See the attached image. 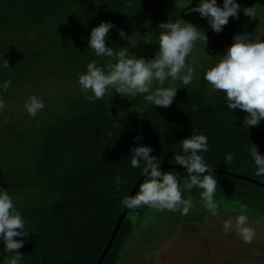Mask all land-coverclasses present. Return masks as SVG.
<instances>
[{
  "label": "trees",
  "instance_id": "16d2710c",
  "mask_svg": "<svg viewBox=\"0 0 264 264\" xmlns=\"http://www.w3.org/2000/svg\"><path fill=\"white\" fill-rule=\"evenodd\" d=\"M185 1L130 0L129 8V0H0V65L4 59L10 65L0 67V84L12 81L0 97L5 105L15 104L35 82L48 88L58 82L79 87L78 74L92 60L98 66L115 62L88 48L91 29L101 22L114 25L109 47L131 51L133 42L149 54L146 59L154 58L158 25L180 19ZM214 59L200 68L195 86L184 88L177 82L180 88L166 109L147 103L143 95L123 97L114 90L103 100L88 101L79 88L76 95H65L60 106L49 100L35 118L26 111L0 113V125L5 117L9 121L0 126V188L14 197L30 232L15 238L25 241L18 250L22 264H96L125 208L122 199L143 176V161L140 168L131 167V149L151 147L160 170L172 171L182 183L186 168L176 165L173 156L182 154L180 141L193 133L208 137L209 151L201 155L215 167L216 199L229 206L224 211L239 213L231 212L239 202L248 205L249 216L264 215V186L239 175L264 182L255 176L249 154L253 144L264 155V125L246 128L247 113L231 111L225 93L210 90L204 73ZM226 154H234L233 163H226ZM117 175L127 183L118 187ZM188 195L201 202L196 188L184 193ZM149 210H127L101 264H116L127 239L136 234L129 212ZM11 255L0 239V264Z\"/></svg>",
  "mask_w": 264,
  "mask_h": 264
},
{
  "label": "clouds",
  "instance_id": "9594fccd",
  "mask_svg": "<svg viewBox=\"0 0 264 264\" xmlns=\"http://www.w3.org/2000/svg\"><path fill=\"white\" fill-rule=\"evenodd\" d=\"M190 2L184 6L186 8ZM131 8L132 4L126 5ZM240 4L235 0H223V7L217 5L216 0H200L196 7L190 8L186 14L199 13L206 18L211 29L219 33L229 23V18H239ZM244 15L250 19L257 18L255 6L245 7ZM114 27L111 22H101L93 27L88 39V48L96 56L115 58L103 66H98L96 60L87 64V70L78 74V84L81 93L88 101L103 100L106 95L116 94L123 97L143 95L144 100L161 108H168L174 102L177 89L181 82L186 88L195 79V61L190 64L188 57L193 52L197 42L202 41L207 46L208 37L204 31L194 24L181 19L175 22L167 21L158 25V51L154 58H137L127 47L113 49L106 43L109 31ZM121 38L130 40L123 30H118ZM264 21L259 22L252 32L237 33L232 37V44L227 48L218 62L209 67L204 73V80L215 91L225 93L227 107L232 111L240 109L247 113L244 126L256 127L264 119ZM149 43L148 41H143ZM136 45V44H135ZM133 45V47L135 46ZM206 54V53H205ZM207 55V54H206ZM3 68H10L4 59ZM12 81L5 80L0 84V90L7 93ZM167 83V87L165 84ZM5 101L0 97V113L5 110ZM27 114L33 118L45 108L42 99L30 95L24 103ZM5 117L2 125H7ZM0 125V126H2ZM119 126L113 124V127ZM107 135L111 137L112 133ZM142 139L141 136L135 137ZM182 154H175L176 165L186 168L187 176L183 182L172 171L160 170L158 157L150 155L153 151L148 146H138L131 149V167L140 168L143 161V182L135 195H126L121 204L128 210L140 209L147 206L157 212H179L182 216L189 214L196 205L194 197L184 193H191L193 188L199 190L202 207L212 216L218 215L223 199H216L218 181L215 177L214 166L207 164L201 153L209 151L208 137L193 133L190 137L180 141ZM249 154L255 164V176L264 179V155L252 144ZM235 160L234 154H226L228 164ZM119 187L123 181L119 175L115 178ZM239 214L234 218L231 213L222 221V232L227 235L235 232L245 244H252L257 232L250 221L247 204L236 202L231 212ZM258 211V210H257ZM264 219V218H262ZM30 232L26 229L25 220L18 211L14 197L7 189L0 188V239L4 242V251L13 255L5 257L4 264H22V254L18 251L24 246V239Z\"/></svg>",
  "mask_w": 264,
  "mask_h": 264
},
{
  "label": "rangeland",
  "instance_id": "374dc122",
  "mask_svg": "<svg viewBox=\"0 0 264 264\" xmlns=\"http://www.w3.org/2000/svg\"><path fill=\"white\" fill-rule=\"evenodd\" d=\"M186 0L182 4L181 20L194 24L198 29L205 32L208 37L207 46L203 42H197L193 52L187 58L195 68V79L187 88L195 86L200 77V68L209 63V59L215 56L213 66L218 62L220 56L224 55L227 48L232 44V37L243 34L245 31L252 32L259 22L264 21V5L259 0H235L241 9L237 18H229V23L219 33L214 32L206 18L199 13L186 14L190 8L196 7L200 0ZM217 5L223 7V0H216ZM255 6L257 18L250 19L244 15L245 7ZM261 39H264L262 37ZM132 42L129 51L137 58H147L137 49ZM207 55H206V54ZM181 87H185L181 82ZM79 87L73 82H58L51 87L32 83L26 92L27 96L17 103L6 105V111H12L15 115L26 111L23 101L30 95H36L43 100L44 104L52 101L54 105L60 106L61 99L65 95H76ZM210 90L214 91L211 86ZM66 105V103H65ZM63 105L66 111L67 106ZM70 106V105H69ZM44 110V109H43ZM50 106H47L42 120H46ZM264 125V119L260 121ZM195 207L189 214L182 216L179 212H157L150 209L145 214L129 212L136 234L127 239L123 246L116 264H264V215L249 216L250 221L259 220L260 223H252L256 229L257 236L252 244H245L233 231L227 235L222 232V221L229 217V213L223 205L218 215L212 216L203 207L199 200L194 199ZM226 205V204H225ZM228 206V205H227ZM229 207V206H228ZM227 207V208H228ZM239 213H231L234 218Z\"/></svg>",
  "mask_w": 264,
  "mask_h": 264
},
{
  "label": "water",
  "instance_id": "95a60500",
  "mask_svg": "<svg viewBox=\"0 0 264 264\" xmlns=\"http://www.w3.org/2000/svg\"><path fill=\"white\" fill-rule=\"evenodd\" d=\"M160 167H163V166H160ZM231 173H232V172H231ZM232 174H235V173H232ZM239 175L242 176V177H244V178H249V179H251V180H253V181H255V182H257V183H259V184H261V185L264 186V182H262V181H260V180H258V179H256V178H250V177H247V176H244V175H241V174H239ZM143 179H144V176H142V178H140V180L137 182V184H136L135 187L133 188V190H132V192L130 193V195H134V194H135L136 189L138 188L140 182H141ZM130 195H129V196H130ZM127 210H128V209L124 208V210H123V212H122V214H121V216H120V219L118 220V223H117V225H116V227H115V229H114V231H113V234H112V236H111V238H110V240H109L107 246L105 247V249H104L102 255H101L100 258L97 260L96 264H101V261H102L103 258L105 257V255H106V253H107V251H108L110 245L112 244V241H113V239H114V237H115V235H116V233H117V231H118V229H119V227H120V225H121L122 220L124 219V217H125V215H126V213H127Z\"/></svg>",
  "mask_w": 264,
  "mask_h": 264
}]
</instances>
